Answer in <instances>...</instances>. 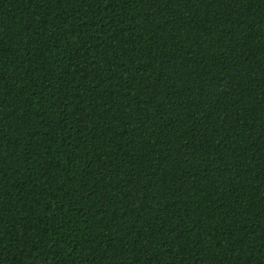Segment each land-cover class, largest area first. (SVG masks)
Returning <instances> with one entry per match:
<instances>
[{
    "label": "trees",
    "instance_id": "1",
    "mask_svg": "<svg viewBox=\"0 0 264 264\" xmlns=\"http://www.w3.org/2000/svg\"><path fill=\"white\" fill-rule=\"evenodd\" d=\"M0 264H264V0H0Z\"/></svg>",
    "mask_w": 264,
    "mask_h": 264
}]
</instances>
